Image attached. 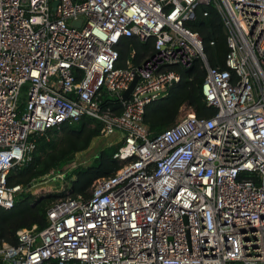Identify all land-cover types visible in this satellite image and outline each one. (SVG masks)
Instances as JSON below:
<instances>
[{
	"label": "built area",
	"instance_id": "built-area-1",
	"mask_svg": "<svg viewBox=\"0 0 264 264\" xmlns=\"http://www.w3.org/2000/svg\"><path fill=\"white\" fill-rule=\"evenodd\" d=\"M199 4L222 20L223 69L187 25ZM122 37L155 50L117 67ZM196 59L215 113L183 104L151 136L145 106L179 81L169 66ZM113 96L119 112L102 103ZM83 117L104 125L100 137L118 135L108 141L121 167L89 196L53 201L43 229L0 239V264H264V0H0V207L23 189L7 175L31 159L35 137ZM76 160L29 188L65 181Z\"/></svg>",
	"mask_w": 264,
	"mask_h": 264
},
{
	"label": "trees",
	"instance_id": "trees-1",
	"mask_svg": "<svg viewBox=\"0 0 264 264\" xmlns=\"http://www.w3.org/2000/svg\"><path fill=\"white\" fill-rule=\"evenodd\" d=\"M195 12L196 18L187 25L201 37L208 63L225 68L224 60L228 49L219 14L212 4H199ZM116 49L117 67H124L127 61L139 65L145 56L155 50L152 39L141 42L132 37H122ZM168 69L177 71L180 78L168 87L163 97L152 100L145 106L143 120L151 136L173 124L183 104L188 105L198 117H207L216 111L206 103L201 93L205 69L200 59H196L190 67L174 65ZM119 102L116 96L102 99L104 105H110L117 112ZM103 130L104 125L101 122L83 117L78 122H64L35 137L36 146L31 159L21 166L11 168L7 175L8 186L20 184L23 189L15 197L12 208L0 207L1 240L16 244L17 230L32 228L34 225L37 231L43 229L47 225V209L53 201L80 194L89 196L99 179L114 174L121 167L123 162L113 157L118 144H110L103 146L90 164L77 165L68 171L65 175L66 185L60 191L35 197L29 188L32 180L73 161L77 153L87 150L92 141L101 136Z\"/></svg>",
	"mask_w": 264,
	"mask_h": 264
},
{
	"label": "rangeland",
	"instance_id": "rangeland-1",
	"mask_svg": "<svg viewBox=\"0 0 264 264\" xmlns=\"http://www.w3.org/2000/svg\"><path fill=\"white\" fill-rule=\"evenodd\" d=\"M25 98H26V88L24 87L21 91L20 101H24ZM117 139H118L117 134H114L107 138H103L100 136L96 137L92 141L91 145L89 146L87 150L76 154L77 160L75 161V163H79L80 165H83V166L90 164V162L93 159V156L97 154L99 149H101L103 146L110 145V143L112 144L114 143V142H109L108 140L115 141ZM65 185H66V182L64 180L54 179V180L49 181L48 183L38 184L37 186H35L34 188L30 190L33 193V196L36 197L41 194L58 192L61 189H63Z\"/></svg>",
	"mask_w": 264,
	"mask_h": 264
},
{
	"label": "water",
	"instance_id": "water-1",
	"mask_svg": "<svg viewBox=\"0 0 264 264\" xmlns=\"http://www.w3.org/2000/svg\"><path fill=\"white\" fill-rule=\"evenodd\" d=\"M55 5H56V2L53 3V6H55ZM137 78L138 77L135 76L134 79L129 84L128 88L123 91V93L121 94L122 99H126L128 97V95L130 94L131 90L133 89V87L135 85Z\"/></svg>",
	"mask_w": 264,
	"mask_h": 264
}]
</instances>
